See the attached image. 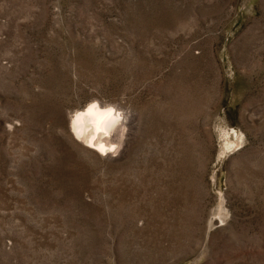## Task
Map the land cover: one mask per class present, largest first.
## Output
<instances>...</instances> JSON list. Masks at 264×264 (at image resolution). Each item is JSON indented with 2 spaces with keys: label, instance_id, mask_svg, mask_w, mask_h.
Listing matches in <instances>:
<instances>
[{
  "label": "rangeland",
  "instance_id": "obj_1",
  "mask_svg": "<svg viewBox=\"0 0 264 264\" xmlns=\"http://www.w3.org/2000/svg\"><path fill=\"white\" fill-rule=\"evenodd\" d=\"M0 264H264V0H0Z\"/></svg>",
  "mask_w": 264,
  "mask_h": 264
},
{
  "label": "bare ground",
  "instance_id": "obj_2",
  "mask_svg": "<svg viewBox=\"0 0 264 264\" xmlns=\"http://www.w3.org/2000/svg\"><path fill=\"white\" fill-rule=\"evenodd\" d=\"M132 123V115L128 112L95 100L87 102L68 118L73 138L106 158L113 152L119 155L124 152Z\"/></svg>",
  "mask_w": 264,
  "mask_h": 264
}]
</instances>
